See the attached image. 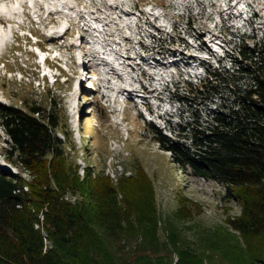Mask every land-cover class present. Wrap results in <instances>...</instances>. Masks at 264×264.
Returning <instances> with one entry per match:
<instances>
[{
	"label": "rangeland",
	"instance_id": "1",
	"mask_svg": "<svg viewBox=\"0 0 264 264\" xmlns=\"http://www.w3.org/2000/svg\"><path fill=\"white\" fill-rule=\"evenodd\" d=\"M232 1L236 4V0L0 3V13L17 11L26 29L33 25L38 44H45V51L36 55L34 39L18 36L21 24L13 25L15 33L0 24V102L57 105L78 174L83 177L90 168L123 188L118 194L127 217L125 230L112 234L96 225V241L89 242L80 264H134L154 257L175 264L185 249L201 255L203 264H264V237L247 238L230 224L241 213V205L225 197L220 182L180 170L154 132L160 129L177 140L181 126L194 113L205 119L215 104H206L192 89L211 78L208 70L233 68L232 56L238 55L243 33L264 38V0H240L226 9ZM253 12L257 15L251 23L247 18ZM66 27L67 33L59 37ZM74 53L87 64L77 65ZM44 56L50 58L40 61ZM55 56L62 58L63 67ZM141 86L155 88L147 98ZM10 148L0 122V171H20L31 180L30 171L14 162ZM135 173L134 182L123 181ZM69 196L73 201L84 198L82 192Z\"/></svg>",
	"mask_w": 264,
	"mask_h": 264
},
{
	"label": "trees",
	"instance_id": "2",
	"mask_svg": "<svg viewBox=\"0 0 264 264\" xmlns=\"http://www.w3.org/2000/svg\"><path fill=\"white\" fill-rule=\"evenodd\" d=\"M241 36L233 68L208 70L211 78L192 89L206 104H215L206 118L194 113L179 130L183 141L154 132L180 170L220 182L225 197L241 205V213L230 219L235 230L247 238L264 237V38ZM49 107L0 102L14 162L32 174L28 180L20 171H0V264H80L89 242L96 241V225L112 234L125 230L118 194L123 188L90 168L83 177L78 174L61 111ZM77 192L84 195L81 201L69 196ZM141 259L134 264H169L161 257ZM175 264L203 260L185 249Z\"/></svg>",
	"mask_w": 264,
	"mask_h": 264
},
{
	"label": "bare ground",
	"instance_id": "3",
	"mask_svg": "<svg viewBox=\"0 0 264 264\" xmlns=\"http://www.w3.org/2000/svg\"><path fill=\"white\" fill-rule=\"evenodd\" d=\"M10 0H0V3H7V2H9ZM28 2H29V0H28ZM240 2V0H236L235 1V3L236 4H234L233 3V1L228 5V8H226V9H229V8H231L232 6H236L238 3ZM251 4H252V2H250ZM23 5H25V6H28L27 5V3H23ZM253 5V4H252ZM240 12H242L243 13V11L242 10H240ZM54 13V9L53 10H51V9H49V14H53ZM255 14H257V12H254ZM17 14H18V12L16 11V12H11L10 14L9 13H0V24H4V25H7V26H10L11 27V30H12V28L14 27L13 25L14 24H17L19 21H18V19H17ZM233 13H231L230 12V15H232ZM240 15V14H239ZM64 35H61L60 37H63ZM45 38L46 39H52L51 38V36H49V35H47V36H45ZM1 41H3V35H0V42ZM45 45V44H44ZM43 45V43H41V47H44L45 48V46ZM72 46H74V47H76V45L75 44H72ZM179 54H181V55H183L182 53H179ZM76 64H77V62H76ZM142 88H144V91L146 92V94H144V96H146L147 98L150 96L149 95V93H150V91H153V89L155 88H148V89H150V90H148L146 87H143L142 86Z\"/></svg>",
	"mask_w": 264,
	"mask_h": 264
}]
</instances>
